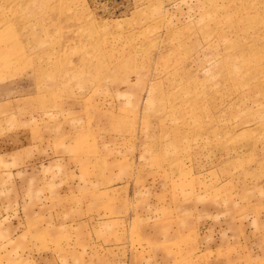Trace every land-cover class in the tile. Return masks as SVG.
Masks as SVG:
<instances>
[{"label": "rangeland", "instance_id": "rangeland-1", "mask_svg": "<svg viewBox=\"0 0 264 264\" xmlns=\"http://www.w3.org/2000/svg\"><path fill=\"white\" fill-rule=\"evenodd\" d=\"M0 264H264V0H0Z\"/></svg>", "mask_w": 264, "mask_h": 264}]
</instances>
